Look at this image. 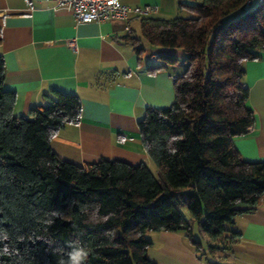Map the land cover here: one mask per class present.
<instances>
[{
	"label": "trees",
	"instance_id": "trees-1",
	"mask_svg": "<svg viewBox=\"0 0 264 264\" xmlns=\"http://www.w3.org/2000/svg\"><path fill=\"white\" fill-rule=\"evenodd\" d=\"M247 1L179 4L192 17H144L141 38H127L137 55L144 40L184 56L173 103L148 109L138 121L157 177L144 164L61 160L51 141L79 122L80 99L53 92L30 118L16 117L0 56V264H157L147 256L148 231L183 233L203 255L182 207L210 238V254L233 240L226 226L264 198V161L243 160L234 145L255 127L243 63L264 52V2L249 9ZM158 57L164 65L154 70L178 62Z\"/></svg>",
	"mask_w": 264,
	"mask_h": 264
},
{
	"label": "crops",
	"instance_id": "crops-1",
	"mask_svg": "<svg viewBox=\"0 0 264 264\" xmlns=\"http://www.w3.org/2000/svg\"><path fill=\"white\" fill-rule=\"evenodd\" d=\"M55 1L0 0L3 90L16 96L13 114L30 118L33 108L51 102L53 92L75 95L81 102L80 120L58 131L51 141L52 151L76 165L118 160L144 164L153 173V162L142 147L138 121L148 109L173 103V81L185 68L154 70L164 65L158 55L166 53L182 60L183 53L157 49L156 54L149 45L141 47L140 40L143 51L137 55L127 38H139L136 33L141 17L79 23L68 5L55 6ZM119 1L133 9L150 7L153 10L146 18L159 19L178 13L190 16V10L178 5L200 2ZM70 42L75 43V50ZM243 67V85L248 89L247 105L254 112L255 127L236 138L234 145L243 160L264 161V52L258 59L245 61ZM227 229L236 233L233 240L218 243L212 254L200 243L203 255L183 233L151 231L146 236L151 243L147 256L157 264H264V198L237 216Z\"/></svg>",
	"mask_w": 264,
	"mask_h": 264
},
{
	"label": "built area",
	"instance_id": "built-area-1",
	"mask_svg": "<svg viewBox=\"0 0 264 264\" xmlns=\"http://www.w3.org/2000/svg\"><path fill=\"white\" fill-rule=\"evenodd\" d=\"M262 2L264 0H248L246 5L250 7L252 3H255V6H258ZM59 5H68L79 23L128 21L132 15L144 18L153 10L150 7L133 9L119 0H56L55 6ZM125 30L130 33L129 26H126ZM70 47L75 50V43L70 42Z\"/></svg>",
	"mask_w": 264,
	"mask_h": 264
},
{
	"label": "rangeland",
	"instance_id": "rangeland-1",
	"mask_svg": "<svg viewBox=\"0 0 264 264\" xmlns=\"http://www.w3.org/2000/svg\"><path fill=\"white\" fill-rule=\"evenodd\" d=\"M199 1L201 2L202 0H199ZM178 6H179V5H178ZM253 8H255V3H252V5L249 7V9H253ZM175 17H192V15L188 16V14H186V13H184V14H182V13H178L177 16H171L170 18H166V19H173V18H175ZM136 34H137V37L141 38L140 31H137ZM147 45H148V44L145 43L144 40H141V42H140V46H141V47L144 48V47H146ZM150 49H151L154 53L157 54L156 49L151 48V47H150ZM152 51H151V52H152ZM154 53H153V54H154ZM183 62H184V58H183L182 60H178V62L176 63V65H175L174 67H172V68L178 70V69L181 68L182 65L185 67V63H183ZM151 169H152V171H153L155 177H157V170H156V167H155V165H154L153 163H151ZM180 212H181V214L183 215V217H184L187 221H189V223L192 225V229H193V231H192V238H193L195 241L200 242L203 246L210 244V243H211L210 238H209L206 234H204V233L199 229V227H198V225H197V221L191 219L190 212H189L186 208H184V207L180 208ZM226 227L228 228L229 225H227ZM149 232H150V231H148V232L146 233L145 236H147V234H148ZM207 243H208V244H207Z\"/></svg>",
	"mask_w": 264,
	"mask_h": 264
},
{
	"label": "clouds",
	"instance_id": "clouds-1",
	"mask_svg": "<svg viewBox=\"0 0 264 264\" xmlns=\"http://www.w3.org/2000/svg\"><path fill=\"white\" fill-rule=\"evenodd\" d=\"M77 257L79 258V260H85L87 257V253L84 251H80L77 253ZM78 264H79V261H78Z\"/></svg>",
	"mask_w": 264,
	"mask_h": 264
}]
</instances>
